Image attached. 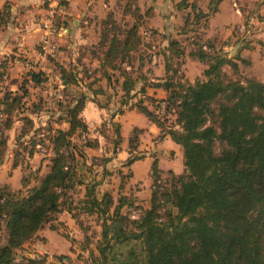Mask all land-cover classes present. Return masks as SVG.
Wrapping results in <instances>:
<instances>
[{
    "label": "trees",
    "instance_id": "16d2710c",
    "mask_svg": "<svg viewBox=\"0 0 264 264\" xmlns=\"http://www.w3.org/2000/svg\"><path fill=\"white\" fill-rule=\"evenodd\" d=\"M190 7L197 12L194 5ZM210 11L214 14L217 9ZM133 14L138 17L137 12ZM10 16L6 5L0 14V26H6ZM206 16L198 12L194 18L199 22ZM139 28L134 24L124 31L114 24L106 29L98 45L105 68L119 70L116 63L131 62L130 54L141 45ZM178 44L171 42L169 51ZM170 56L174 57L171 51ZM191 56L208 63L209 69L203 74L205 81L198 79L188 84L181 82L183 76L177 80L166 78L159 86L167 91V98L146 97L148 106L144 99L132 105L157 125L160 138L169 136L181 147L185 171L181 175L169 172L170 188L165 189L160 185L162 172L154 163L151 207L143 211L138 221H131L121 212L127 201L121 199L112 216L105 219L103 241L94 264H264V83L256 79H248L246 85L231 81L222 75L224 65L231 61L216 57L211 63L203 46ZM233 67L237 69L235 63ZM42 79L41 74L31 73L29 80L40 85ZM65 80L70 85L76 83L71 75ZM131 83L132 87L126 83L123 88L128 100L134 88ZM19 93L0 96V110H15L17 105L28 107L26 81ZM125 99L122 104L128 106ZM86 101L83 94L67 105L66 117L59 123H67L68 131L53 130L50 141L55 145V157L41 187L33 189L30 197L22 198L0 186V221H5L8 231L7 243L0 247V264H16V252L52 215L60 212L59 190L71 189L72 180L71 168L66 165L71 158L61 148H70L77 131H88L80 118ZM163 103L167 105V119L157 113ZM11 123L8 119L6 125L10 128ZM28 123L33 125L31 120ZM138 135L139 131H135L130 142L129 164L142 159L134 155ZM115 136L117 148L121 142L119 129ZM217 142L222 147L218 154ZM3 144L7 146V142ZM19 166L14 163V168ZM105 199L104 214L113 204L112 197L107 195ZM93 204L101 205L99 201ZM161 212L164 219L159 220Z\"/></svg>",
    "mask_w": 264,
    "mask_h": 264
},
{
    "label": "rangeland",
    "instance_id": "374dc122",
    "mask_svg": "<svg viewBox=\"0 0 264 264\" xmlns=\"http://www.w3.org/2000/svg\"><path fill=\"white\" fill-rule=\"evenodd\" d=\"M198 1L200 0H192L188 3H184V0L178 2L180 6L178 7L179 13L183 12L181 17L183 16L182 19L185 22L182 24L183 26L176 27L174 32L170 33V37H175L172 41L179 43L177 48H170L174 57H168L169 53L164 47L166 41L163 40V37L158 36V32H155L153 28H139L138 37L141 46L135 52L131 61L133 71L136 72L139 66L141 67V58L149 62V65H146V63L143 65L144 68H148L145 71L153 72V74L155 69L160 66L162 75L168 72L167 78L177 80V78L183 76L181 82L185 83L190 79H195L196 76L200 78V81H205L203 72L209 69L208 63L200 62L191 56V52H198L199 47L203 46L205 53L212 59L211 63H214L213 59L216 57H224L226 61H231L230 64L224 65L222 69V75L231 81L246 85L248 79H256L264 83V26H262L264 24L261 21V10L259 9L263 6L262 1L264 0H233L232 5L237 6V10H240L243 17L242 28L239 29L232 26L239 21L234 13L235 10L232 9L230 2L226 4L224 14L227 17V22L232 24L229 30L235 37L232 38V35L227 42L221 40V37L219 39H207V34H209L207 18L211 14L209 13L197 24L194 16L198 15L199 11L194 13L190 6L196 5V8L206 6V0H201L200 6ZM216 1L213 0L210 9L216 7ZM139 4H141L140 1H138ZM6 5L9 8L11 7L10 3ZM100 7L102 8V2ZM123 12L121 6L114 20L118 27L126 31L132 27L138 17L131 18L128 16L126 18ZM255 15L256 17H254ZM253 17L257 19L256 24H253L254 22L250 20ZM186 20H188V25L185 28ZM3 27L5 25L0 26V29ZM226 46L227 52L222 53L224 52L223 48ZM241 48L243 50L239 51ZM101 52V49L87 50L84 52L83 57H89L94 62L91 63L95 64V56L101 57ZM154 56L159 57L160 60L151 63L149 57L153 58ZM15 59L17 58L13 54L0 58V74L2 75V79L0 78V93L3 95L9 88L7 85L10 79H13V73L17 71L20 75L19 68H23L27 62V60H22V63L18 64L14 61ZM20 60L21 58L18 61ZM81 62L87 63V61L83 62L82 60ZM233 63L237 65V69L233 67ZM193 64L197 65V68ZM185 66L188 69V72H186L189 80H185ZM100 67L103 71L108 72V69ZM74 70L77 71V69ZM82 71H84V68ZM85 73L88 79L94 78L88 72ZM199 74L200 77H198ZM105 80L103 82L109 90L112 88L110 84L112 81H108V76L105 77ZM25 81L28 86V81ZM42 81L51 83L49 87L53 91H60L62 99L55 98L53 94H47V96L37 95V92L27 88V99L33 96L40 100H37L34 104L26 102L25 105H29L28 107L17 105L15 110L8 108H4L5 110L1 108L0 110V186L15 195L21 194L18 196L22 198L30 197L32 190L41 187L42 181L50 173L51 160L55 157V145L50 141L54 134L53 130L60 129L64 131L68 127L65 122L59 123V121L65 119L67 105L73 100L72 95L67 92L68 90H64L63 82L58 76L50 74L49 78L44 77ZM115 89L113 88L114 92ZM75 91L79 92L78 89ZM83 93L90 94L91 92L86 90ZM112 95L108 92L107 95L100 98L99 105L106 107L107 102L112 103ZM118 97L119 95H116V98ZM116 98L112 104L119 101ZM8 119L12 121L10 128L6 125ZM28 120H31L33 125H29ZM172 121H174V118ZM146 124H148V121L144 118L141 125ZM207 124L210 123L207 122ZM108 132L111 134L108 135ZM114 132L113 127L109 131L103 125L92 127L90 130L88 128L86 132L79 130L72 136L70 148H61L66 157L71 158L66 164L68 168H71L72 180L69 184L71 189L68 188L63 192L59 190V193H62L60 212L52 215L43 228L16 252V264H94V259L99 256L97 248L103 241L102 233L106 224L105 219L112 216L115 208L121 204V199L127 200L121 212L129 217L131 221H138L143 211L151 207L150 198L153 191L151 189V159L138 161L130 169H127L126 176L122 177L118 168L112 169V173L106 169L108 156L104 152L102 156L100 155L101 157L97 158L95 157L96 152L92 151L93 148H88L89 145H92L97 150L99 137H102L103 150L112 152L115 141L113 138ZM110 136L112 138L108 139ZM94 138H97V140H94ZM5 142H7V146L3 144ZM221 149V144L217 142L216 153H220ZM29 154H32V156ZM180 158L182 162V154ZM14 163H18L20 166L14 168ZM159 166L161 169L167 167L163 162ZM72 167L75 168V171ZM128 171H132L134 174L131 184H129L131 178L124 179L131 176V172ZM161 176L162 183L160 185L165 189H169L168 175L162 173ZM130 186L132 189L128 188ZM107 195L113 198V204L110 206L109 212L104 214L103 211L107 209V205H105L107 202L105 196ZM94 201H99L101 205L95 206ZM159 215V220L164 219L163 212ZM108 225H111L110 221H108ZM7 239L6 223L0 221V247L7 243Z\"/></svg>",
    "mask_w": 264,
    "mask_h": 264
},
{
    "label": "crops",
    "instance_id": "0c3cea01",
    "mask_svg": "<svg viewBox=\"0 0 264 264\" xmlns=\"http://www.w3.org/2000/svg\"><path fill=\"white\" fill-rule=\"evenodd\" d=\"M138 1H140L141 4L138 5ZM190 1L192 0H189L188 2ZM101 2L102 8L100 7ZM178 2L179 0H0V14L7 3L11 4L9 23L0 29V58L13 54L17 58L14 61L18 64L22 63V60H27L24 64L25 67L23 66V68H19L20 75H18L19 73H17V71L13 73L14 77L13 79H10L9 84L7 85L9 88L5 93L15 95L21 92L23 82L27 80L28 86L26 85V89H32L37 92V95L41 94V96L42 94L45 96H47V94L54 95L60 91H53V89H50L49 86L51 83H48L47 81H45L46 83L42 82L40 85L34 84L29 80L30 74L35 72L37 75L41 74L42 78H49L50 74L52 76H58L63 82L62 86H64V90H68L67 92L72 95L73 100L71 102L75 103L76 98L83 94L87 96V101L80 118L89 130L92 127H101V125H103L106 130L109 129V131L112 127L115 130L119 129L121 142L117 148H113L112 152H106L103 150L102 137H99L98 149L96 150L95 147L92 150L96 152L95 157L97 158H99L100 155L102 156L103 152L108 156L106 169L110 173H112V169L118 168L122 177H124L126 176L125 172L127 169H130L135 163L141 160L151 159L152 169L154 163H157L158 169L163 174H168L169 172H173L176 175L183 174L185 167L184 155L181 147L169 136L160 138L161 132L157 125L152 123L145 115L137 111L136 108L132 107L134 103L142 99H144L145 105L148 106V102L145 100L146 97L158 100H164L167 98V91L159 86V84L165 82L168 73L165 72L164 75H162L160 66L155 69L154 74L153 72L145 71L147 67L144 68L143 65L144 63L149 65V62L141 58V67L139 66L136 72L133 71L132 62H118L116 65H118L119 70L106 68L108 69L107 72L103 71L100 67L102 66L105 68L103 60L104 55L102 52L101 57L95 56V64L91 63L93 61H91L89 57H83L84 52L87 50L95 51L96 49H101L98 48V45L102 41V35L112 24L117 25L114 18L116 13L119 12L121 6L123 7V13L126 15V18H128V16L136 18L133 13H138L140 19H136L134 24H138L139 27L153 28L155 32H158L157 34L159 37H163V40L166 41L164 47H166L169 57L170 43L177 42L172 41L175 37H170V33L174 32L176 27L181 26L185 22V20L182 19L183 16L181 17L183 12L179 13L178 7L180 6L178 5ZM198 2L200 6L201 0ZM216 2L218 3L215 7L217 12L214 14L210 11L213 0H206L205 7L200 6L196 9L204 15L211 14V16L207 18L209 26L207 39H219V37H221V40L227 42L233 34L229 30V27L232 24L227 22V17L224 14L226 4L228 2L231 3L232 9L235 10V15L239 18L238 23L232 25L234 28H242L243 17L240 10H237L235 4L232 5L233 0H217ZM262 3H264V1H262ZM57 5L63 7L62 13L58 18L60 25L59 34L54 39V42L57 43L59 47V53L55 58H52L43 54L40 44L46 34V31L43 28V23L48 18L50 11ZM194 6L196 7V5ZM259 9L261 10V21L264 24V4ZM254 17H256V15ZM254 17L250 20L254 22L253 24H256L257 19ZM199 23L200 21L197 22V24ZM232 38H235L234 35ZM223 49L224 52L222 53L227 52V46ZM242 50V48L239 49V51ZM23 51L26 52V56L24 57L22 56ZM134 54L135 52L130 54V61H132ZM19 58H21L20 61H18ZM149 59L151 63L160 60L159 57L155 56L153 58L149 57ZM81 60L83 62L87 61V63H82ZM28 63L30 65H35L33 71L29 68L30 65H28ZM193 66L197 68V65L193 64ZM83 68L84 71H82ZM97 68L99 69L97 70ZM74 69H77V71ZM186 71L188 72V69H186L185 66V80H189ZM85 72H88L94 78L88 79ZM70 75L76 81V83L72 85L69 84L68 80H65V77ZM106 76H108V81H112V83H110L112 88L109 90H107L106 84L103 82L106 81ZM200 76L201 75L199 74L198 77ZM198 79L200 78L195 76V79H190L186 83L194 84ZM131 82H134V88L130 94L131 99L128 100L124 97L125 92L123 91V88H126L124 87V84L126 83L128 87H132ZM113 88H116V93ZM77 89L79 92L75 91ZM86 90L91 93H83ZM142 91H144V93ZM108 92L113 94L111 96L113 98L112 103L114 102L116 95H119V97L116 98L119 99V101L115 104H112L109 101L107 102L106 107H103L101 104L99 105V102H101L100 98L107 95ZM2 95L3 94L0 96ZM124 99L128 102V106L122 104ZM37 100L40 99H36V97L33 96H30V98L27 99L30 104H34ZM144 118H146L148 124L143 126L141 124ZM66 125L68 127H66L64 131L69 130V125L67 123ZM135 131H139V135L138 149L134 155L142 157V159L129 164L128 161L131 157L130 142L135 136ZM110 134L111 133L108 132V135ZM111 138L112 136L108 137V139ZM113 138L116 139L115 132ZM95 139L97 140V138H94V140ZM181 154L182 162L180 158ZM161 162L167 166L166 169L160 168L159 165ZM128 172H131V176H127L124 179L131 178L129 181V184H131L134 174L132 171ZM152 186L153 177L151 189ZM128 188L132 189L131 186Z\"/></svg>",
    "mask_w": 264,
    "mask_h": 264
},
{
    "label": "built area",
    "instance_id": "2783aa9c",
    "mask_svg": "<svg viewBox=\"0 0 264 264\" xmlns=\"http://www.w3.org/2000/svg\"><path fill=\"white\" fill-rule=\"evenodd\" d=\"M236 6V5H235ZM237 7V6H236ZM62 6L57 5L55 8H53L48 18L43 23V28L46 31L45 37L42 40L40 44L41 51L43 54H46L49 57L55 58L57 54L59 53V47L57 43L54 42L55 37L59 34V15L62 13ZM22 56H26V52H22ZM28 65H30L28 63ZM27 65V66H28ZM35 65H30L29 68L34 69ZM35 74V72H33ZM55 98L62 99V94L56 93L53 95ZM158 115L162 119H167V105L166 103L161 104L160 109L157 111Z\"/></svg>",
    "mask_w": 264,
    "mask_h": 264
}]
</instances>
